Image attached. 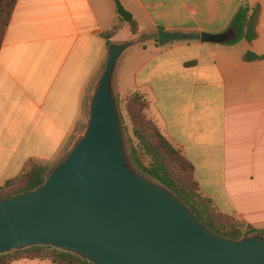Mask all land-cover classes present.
I'll return each instance as SVG.
<instances>
[{"label": "crops", "instance_id": "1", "mask_svg": "<svg viewBox=\"0 0 264 264\" xmlns=\"http://www.w3.org/2000/svg\"><path fill=\"white\" fill-rule=\"evenodd\" d=\"M138 23L111 40L147 38L122 58L120 98L138 92L167 141L193 166L201 193L221 214L264 233V0H119ZM244 6L260 8L249 44H206ZM113 0H17L0 48V187L28 161L51 166L75 137L106 58L101 34ZM158 31L185 40L154 43ZM127 32L124 40L118 36ZM11 264H52L21 260Z\"/></svg>", "mask_w": 264, "mask_h": 264}, {"label": "water", "instance_id": "2", "mask_svg": "<svg viewBox=\"0 0 264 264\" xmlns=\"http://www.w3.org/2000/svg\"><path fill=\"white\" fill-rule=\"evenodd\" d=\"M234 33L199 36L228 43ZM186 35L157 32V43ZM147 38L111 43L85 102L81 129L34 190L0 200V255L51 247L90 264H264V233L230 239L209 230L128 147L117 68Z\"/></svg>", "mask_w": 264, "mask_h": 264}, {"label": "trees", "instance_id": "3", "mask_svg": "<svg viewBox=\"0 0 264 264\" xmlns=\"http://www.w3.org/2000/svg\"><path fill=\"white\" fill-rule=\"evenodd\" d=\"M113 1L116 17L111 27L101 34L107 46L124 26L129 28L133 36L139 30L138 23L122 7L119 0ZM16 2L17 0H0V48ZM259 16L258 6H244L239 9L229 26L228 32H233L234 37L228 43L235 44L245 40L251 44L257 40ZM188 38L198 39L199 36L190 35ZM153 41L157 43V35L153 36ZM263 59L264 57L251 52L243 56L245 62ZM119 108L125 113V119L130 125L134 142L131 153L141 171L170 189L212 232L230 239H240L255 232L251 227L218 212L213 202L201 193L194 178L193 166L167 141L149 116L150 104L144 95L138 92L123 95L119 98ZM48 168L49 166L39 162L28 161L20 175L0 187V200L34 190L43 183ZM21 260L49 261L52 264H90L75 255L51 247H30L0 255V264Z\"/></svg>", "mask_w": 264, "mask_h": 264}, {"label": "rangeland", "instance_id": "4", "mask_svg": "<svg viewBox=\"0 0 264 264\" xmlns=\"http://www.w3.org/2000/svg\"><path fill=\"white\" fill-rule=\"evenodd\" d=\"M125 36H127V32H122L119 36H118V39L119 40H124ZM118 99V107H119V97L117 98ZM119 111H120V114H121V117H122V120H123V124H124V127H125V131H126V139H127V143H128V147L129 149L131 150L132 152V147L134 145V142H133V138H132V135H131V130H130V125L129 123L126 121L125 119V113L123 111L120 110L119 108ZM84 116H85V108H84V111H83V117L82 119L80 120L79 124L77 125V129H76V133L81 129L82 127V124H83V121H84ZM73 139V138H72ZM71 139V140H72ZM71 140L69 141V143L71 142ZM68 143V144H69ZM68 146V145H67ZM66 146V148H67ZM65 148V149H66ZM65 151V150H64Z\"/></svg>", "mask_w": 264, "mask_h": 264}]
</instances>
